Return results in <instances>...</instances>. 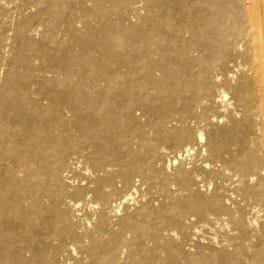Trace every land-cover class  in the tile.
<instances>
[{"label":"bare ground","instance_id":"obj_1","mask_svg":"<svg viewBox=\"0 0 264 264\" xmlns=\"http://www.w3.org/2000/svg\"><path fill=\"white\" fill-rule=\"evenodd\" d=\"M0 264H264V0H0Z\"/></svg>","mask_w":264,"mask_h":264}]
</instances>
